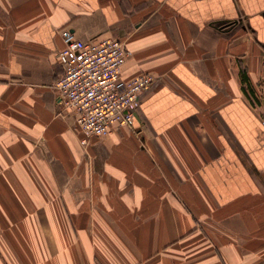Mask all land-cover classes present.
Returning a JSON list of instances; mask_svg holds the SVG:
<instances>
[{
	"label": "crops",
	"instance_id": "1",
	"mask_svg": "<svg viewBox=\"0 0 264 264\" xmlns=\"http://www.w3.org/2000/svg\"><path fill=\"white\" fill-rule=\"evenodd\" d=\"M65 29L156 77L135 130L82 144ZM262 83L264 0H0V264H264Z\"/></svg>",
	"mask_w": 264,
	"mask_h": 264
},
{
	"label": "built area",
	"instance_id": "2",
	"mask_svg": "<svg viewBox=\"0 0 264 264\" xmlns=\"http://www.w3.org/2000/svg\"><path fill=\"white\" fill-rule=\"evenodd\" d=\"M64 48L57 53L63 74L55 84L58 105L73 119L83 145L122 128L135 130L144 94L156 84L151 73L126 80L123 67L133 57L124 41L114 37L81 40L74 31L61 32Z\"/></svg>",
	"mask_w": 264,
	"mask_h": 264
},
{
	"label": "rangeland",
	"instance_id": "3",
	"mask_svg": "<svg viewBox=\"0 0 264 264\" xmlns=\"http://www.w3.org/2000/svg\"><path fill=\"white\" fill-rule=\"evenodd\" d=\"M262 89L260 90L262 93H263V96H261V101L260 99H258L255 95H253V91H252V88L251 87H246L245 89L246 90H249V93L251 94L252 97H249V99L251 100V103L253 105L257 104V105H263L264 104V83H262ZM255 91V90H254ZM262 95V94H261Z\"/></svg>",
	"mask_w": 264,
	"mask_h": 264
}]
</instances>
